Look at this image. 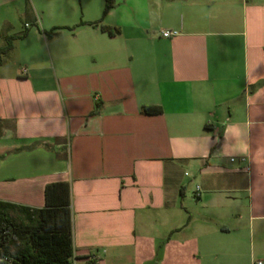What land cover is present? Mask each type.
Here are the masks:
<instances>
[{
  "label": "crops",
  "instance_id": "1",
  "mask_svg": "<svg viewBox=\"0 0 264 264\" xmlns=\"http://www.w3.org/2000/svg\"><path fill=\"white\" fill-rule=\"evenodd\" d=\"M112 1L0 0V202L67 183L78 264H264V0Z\"/></svg>",
  "mask_w": 264,
  "mask_h": 264
},
{
  "label": "trees",
  "instance_id": "2",
  "mask_svg": "<svg viewBox=\"0 0 264 264\" xmlns=\"http://www.w3.org/2000/svg\"><path fill=\"white\" fill-rule=\"evenodd\" d=\"M112 8L113 1L105 0L103 16ZM63 29L54 28L46 33L51 35ZM100 29L110 37L120 33L118 28L100 26ZM16 38L20 37H9L6 46L0 49V63ZM141 113L159 115L161 109L142 107ZM0 232H4V253L15 264H72L69 185L65 182L48 184L44 189V206L40 209L0 202Z\"/></svg>",
  "mask_w": 264,
  "mask_h": 264
},
{
  "label": "built area",
  "instance_id": "3",
  "mask_svg": "<svg viewBox=\"0 0 264 264\" xmlns=\"http://www.w3.org/2000/svg\"><path fill=\"white\" fill-rule=\"evenodd\" d=\"M25 27H27V25ZM160 35L163 38H172L177 36L178 33L176 31H161ZM23 72H25V70H23ZM240 160L245 161V158H241ZM231 161L234 160L231 159ZM97 259V256H90L87 259V263L93 264L97 261ZM0 264H15V261L4 253V232H0ZM72 264H78V262L73 259ZM254 264H262V262L257 261Z\"/></svg>",
  "mask_w": 264,
  "mask_h": 264
}]
</instances>
